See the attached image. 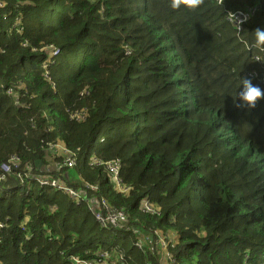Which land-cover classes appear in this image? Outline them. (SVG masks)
<instances>
[{"label":"trees","instance_id":"trees-1","mask_svg":"<svg viewBox=\"0 0 264 264\" xmlns=\"http://www.w3.org/2000/svg\"><path fill=\"white\" fill-rule=\"evenodd\" d=\"M0 3V164L19 159L0 180V264H172L168 251L178 264H264V100L233 101L264 49L253 16L239 32L226 17L258 5L264 28V0ZM47 44L60 51L50 79ZM92 158L118 160L126 190ZM101 199L128 219L102 225L90 208ZM151 228L176 241L162 248Z\"/></svg>","mask_w":264,"mask_h":264},{"label":"built area","instance_id":"built-area-1","mask_svg":"<svg viewBox=\"0 0 264 264\" xmlns=\"http://www.w3.org/2000/svg\"><path fill=\"white\" fill-rule=\"evenodd\" d=\"M217 1L221 2V0H217ZM1 5L2 4L0 3V6ZM257 8H258L257 5H247L242 9H238L234 12L227 13L226 17H227L228 21L234 26V28L239 32V31H241L243 24L245 22H247L253 16V13L257 10ZM244 15H247L248 19L245 20L244 22L239 21L238 19H241ZM19 18L20 17H16V23H19V21H18ZM25 44H26V42L23 43V45H25ZM43 49L48 51V56L46 57V59L44 60V62L42 64L43 69H44V75L47 79H50L47 68L50 66V64L53 63L54 57L57 56L60 53V51H59V48L53 44H47ZM260 50H262V49H260ZM254 59L257 62L260 61V57L258 55H255ZM246 75H247V77H250L251 79L257 80L259 83L264 84V65L262 66L261 71H255V70L249 71L246 73ZM7 92L11 93L12 89L8 88ZM70 117L73 119L79 120L81 118H84V114L80 113V112H71ZM48 147L52 151L61 150L63 152V154L65 155L64 161L62 162L63 165H66L68 167H73L76 164L75 158L70 156V151L67 148H65L64 146H62L61 144H59V142H54V143L52 142L48 145ZM90 163L91 164H97V165L104 164L105 167L108 169L109 174L111 175V177L114 180V182L116 183V185L120 189L123 188L122 187V181H121V178L119 175L120 163L118 160H111V161H107V162L103 163L102 161H100L97 158H92ZM18 164H19V159L16 155H11L8 160L2 162L0 164V171H1V179L0 180L4 179L6 173L11 172L12 170L17 171L18 166H19ZM17 175L21 180L24 177L35 178L31 174V172H29V171H26L24 174L19 171V173ZM37 180L41 184H47V185H50V186L55 187L57 189H63L64 191L68 192L71 196H73L76 199L80 198L79 194L80 195L83 194L81 191L77 192L74 189L65 186L64 184H62L60 181H57V180H48L46 178H41V177L37 178ZM85 187L89 188L91 190H97L96 185L86 184ZM123 190H126V189L123 188ZM82 200H87L85 195L83 196ZM90 208L93 211L95 218L104 226L110 224L114 227H117V226L121 225L122 223H124L128 219L127 214L124 210L117 209V208L110 206L104 199L98 200L97 204L91 206ZM141 208L145 212H152V213H156V214L159 213L157 210H155L148 203V201H144L143 206ZM2 226H3V224L0 222V228ZM150 230L153 231V234L155 236L152 239V241L154 243H156L157 245L161 246L162 248H167V246L171 242H173L174 237L169 232L162 233L158 229H154V228H151ZM144 241L151 242V236L149 234L144 236ZM136 245L138 247H141L142 242L138 241L136 243ZM103 257L104 256L100 255L98 258H103ZM165 258L169 262H171L172 264H178L176 262L175 258L171 259L168 256V252L165 253ZM105 259H107V257H105ZM72 260H73L74 264H97V263H94L93 261H85V260H81L77 257L72 258Z\"/></svg>","mask_w":264,"mask_h":264},{"label":"clouds","instance_id":"clouds-1","mask_svg":"<svg viewBox=\"0 0 264 264\" xmlns=\"http://www.w3.org/2000/svg\"><path fill=\"white\" fill-rule=\"evenodd\" d=\"M181 3L189 8H195L201 3V0H171L170 6L176 9ZM247 19L248 16L244 15L238 20L244 22ZM255 46L264 49V28L257 27L255 29ZM259 100H264V88L254 84L250 77L241 76L236 96L233 97L235 106L238 108L252 109L256 107L257 101Z\"/></svg>","mask_w":264,"mask_h":264},{"label":"rangeland","instance_id":"rangeland-1","mask_svg":"<svg viewBox=\"0 0 264 264\" xmlns=\"http://www.w3.org/2000/svg\"><path fill=\"white\" fill-rule=\"evenodd\" d=\"M260 11V9L259 8H257V10L253 13V17H252V19H250L251 21H250V23H247L246 24V28H248L249 30H252V31H255V29L257 28V27H260V28H263V18H262V16H261V11ZM259 12V13H258ZM256 14V15H255ZM236 32H238L237 30H236ZM237 34H239V33H237ZM255 56V55H254ZM254 56H253V58H254ZM255 60V59H254ZM253 70H255V71H258L257 69H249V70H247L246 71V73L247 72H249V71H253ZM60 144V143H59ZM173 241L175 242L176 241V236L173 238ZM168 256L171 258V259H173L174 258V255L173 254H171L169 251H168Z\"/></svg>","mask_w":264,"mask_h":264},{"label":"crops","instance_id":"crops-1","mask_svg":"<svg viewBox=\"0 0 264 264\" xmlns=\"http://www.w3.org/2000/svg\"><path fill=\"white\" fill-rule=\"evenodd\" d=\"M258 6V5H257ZM258 8H259V6H258Z\"/></svg>","mask_w":264,"mask_h":264}]
</instances>
